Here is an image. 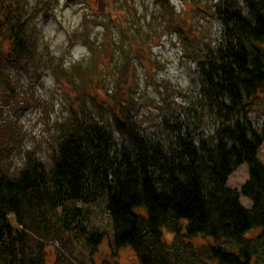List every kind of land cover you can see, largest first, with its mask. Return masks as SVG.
Returning a JSON list of instances; mask_svg holds the SVG:
<instances>
[{
  "label": "trees",
  "instance_id": "obj_1",
  "mask_svg": "<svg viewBox=\"0 0 264 264\" xmlns=\"http://www.w3.org/2000/svg\"><path fill=\"white\" fill-rule=\"evenodd\" d=\"M88 1L110 10L118 33L99 42L85 37L117 84L108 101L97 102L109 118L81 121L60 140L48 171L28 164L14 178L0 175V264H47L46 241L60 232L96 247L105 233L84 222L102 204L113 247L131 249L138 264H264V167L256 159L264 143V0H247V16L237 4L209 13L223 25L214 47L189 25L192 5L176 13L169 0H155L147 12L149 0ZM51 2L0 0V40L19 49L26 21L49 13ZM164 30L181 34L198 69V93L157 107L150 130L133 115L131 79L135 61L151 64L147 46ZM242 164L250 178L240 195L249 210L225 187Z\"/></svg>",
  "mask_w": 264,
  "mask_h": 264
},
{
  "label": "rangeland",
  "instance_id": "obj_2",
  "mask_svg": "<svg viewBox=\"0 0 264 264\" xmlns=\"http://www.w3.org/2000/svg\"><path fill=\"white\" fill-rule=\"evenodd\" d=\"M27 1L29 6L35 0ZM147 2L148 12L156 2ZM147 2L143 0V5ZM169 2L176 13L187 11L192 5L189 25L198 28L201 39L210 47L220 42L223 25L209 13L226 4H237L244 16L248 14L247 0ZM48 11L46 15L39 13L26 21L25 41L19 49L0 40V175L10 178L17 176L28 164L48 171L60 140L76 133L81 121L87 117L109 118L108 112L97 102L108 101L117 88L105 66L108 63L101 62L97 52L85 41L88 35L95 42L105 34L111 39L117 37V31L107 19L110 10L102 7L100 1L76 0L69 4L66 0H52ZM164 31L160 40L147 46L151 64L142 66L135 61L131 79L136 94L133 115L141 126L150 130L158 119L157 107L167 101L180 102L179 97L183 98L185 93L193 97L198 93V69L187 57L181 34ZM148 78H152L154 87L162 95L156 93ZM78 104L81 107L79 117L76 116ZM251 109L259 130L262 116L254 115L259 108L256 104ZM256 159L264 167V143ZM248 169V165L242 164L232 170L225 187L236 192L240 206L249 210L251 202L240 195L250 178ZM103 207V204L93 206L84 222L88 231L105 233L101 243L91 247L86 238L74 232H60L57 240L50 236L46 241L47 264H138L131 249L113 247L112 227ZM163 234L164 241L169 242L172 235ZM257 234L252 232L249 236L256 238ZM194 243L204 244L202 240Z\"/></svg>",
  "mask_w": 264,
  "mask_h": 264
},
{
  "label": "water",
  "instance_id": "obj_3",
  "mask_svg": "<svg viewBox=\"0 0 264 264\" xmlns=\"http://www.w3.org/2000/svg\"><path fill=\"white\" fill-rule=\"evenodd\" d=\"M66 1H67V3L71 4V3L75 2L76 0H66Z\"/></svg>",
  "mask_w": 264,
  "mask_h": 264
}]
</instances>
